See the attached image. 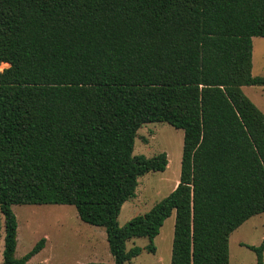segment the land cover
I'll use <instances>...</instances> for the list:
<instances>
[{"label":"trees","instance_id":"1","mask_svg":"<svg viewBox=\"0 0 264 264\" xmlns=\"http://www.w3.org/2000/svg\"><path fill=\"white\" fill-rule=\"evenodd\" d=\"M264 0H0L1 264L15 257L13 204H70L105 229L114 264L175 212L170 264H229V236L264 212V113L243 85ZM183 130L176 186L123 225L138 178L165 152L134 154L138 129ZM263 264L264 238L247 245ZM105 264V263H94Z\"/></svg>","mask_w":264,"mask_h":264},{"label":"rangeland","instance_id":"2","mask_svg":"<svg viewBox=\"0 0 264 264\" xmlns=\"http://www.w3.org/2000/svg\"><path fill=\"white\" fill-rule=\"evenodd\" d=\"M7 63H0V70ZM253 75H264V37L252 38ZM244 94L264 113V85H243ZM183 130L166 122H148L138 131L134 154L146 157L160 152L167 154L168 163L163 171H149L138 178L134 197L126 200L117 216L119 225L143 213L164 198L176 186L180 176ZM17 219L15 257H21L35 243L45 238L43 248L27 264H114L106 240L105 229L81 220L70 204H13ZM175 212L167 217L153 238L155 251H148L147 237L127 241L143 248L126 264H170ZM3 217L0 213V264L3 249ZM264 238V212L251 216L234 229L229 236V264H257L256 253L247 245L258 246ZM264 264V250H263Z\"/></svg>","mask_w":264,"mask_h":264}]
</instances>
